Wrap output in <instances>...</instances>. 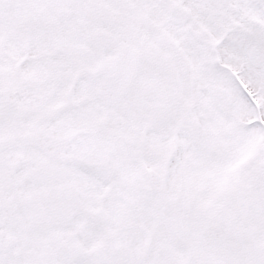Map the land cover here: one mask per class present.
<instances>
[{
	"label": "snow or ice",
	"instance_id": "obj_1",
	"mask_svg": "<svg viewBox=\"0 0 264 264\" xmlns=\"http://www.w3.org/2000/svg\"><path fill=\"white\" fill-rule=\"evenodd\" d=\"M0 264H264V0H0Z\"/></svg>",
	"mask_w": 264,
	"mask_h": 264
}]
</instances>
